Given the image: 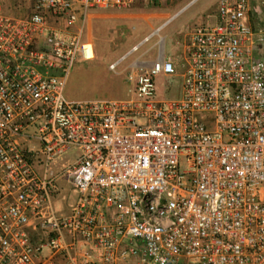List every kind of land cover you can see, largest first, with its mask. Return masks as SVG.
<instances>
[{"label":"built area","instance_id":"obj_1","mask_svg":"<svg viewBox=\"0 0 264 264\" xmlns=\"http://www.w3.org/2000/svg\"><path fill=\"white\" fill-rule=\"evenodd\" d=\"M138 1L0 5V264H264V0H217L175 53L169 17L108 65L127 98L65 99L76 56L94 58L87 17ZM153 35L155 58L117 72ZM159 73L180 98L153 99ZM64 174L77 199L59 218Z\"/></svg>","mask_w":264,"mask_h":264},{"label":"rangeland","instance_id":"obj_2","mask_svg":"<svg viewBox=\"0 0 264 264\" xmlns=\"http://www.w3.org/2000/svg\"><path fill=\"white\" fill-rule=\"evenodd\" d=\"M34 0H0L2 12L12 17H22L29 13ZM190 0H142L131 9L122 12L92 11L87 17L86 34L94 44V58L83 60L76 56L74 64L67 76L63 96L67 100H86L105 97L109 99H124L128 97L124 83L125 73L116 74L108 69V65L118 60L132 46L150 35L161 26L167 18L169 23L159 32L165 38L166 53H175L174 40L180 32L195 27L213 25L217 0H196L185 5ZM185 7V8H184ZM90 17V18H89ZM256 28L264 32V18L255 22ZM88 38V39H89ZM158 37L143 43L117 67V72L123 70L134 60L151 61L156 55ZM147 52V53H146ZM264 57V42L262 45ZM146 53V54H145ZM145 54V55H144ZM156 101L178 99L182 93V77L159 73L155 77ZM79 155L77 150L70 151L63 164L72 161ZM185 168L181 160L180 169ZM55 185L57 195L53 198L55 214L64 218L70 213L77 199V193L67 181V176H60Z\"/></svg>","mask_w":264,"mask_h":264},{"label":"crops","instance_id":"obj_3","mask_svg":"<svg viewBox=\"0 0 264 264\" xmlns=\"http://www.w3.org/2000/svg\"><path fill=\"white\" fill-rule=\"evenodd\" d=\"M185 7H187V4L185 5ZM185 7H184V8H185ZM4 13H5V12H4ZM6 14H7V13H6ZM7 15H8V14H7ZM89 18H90V17H89Z\"/></svg>","mask_w":264,"mask_h":264},{"label":"trees","instance_id":"obj_4","mask_svg":"<svg viewBox=\"0 0 264 264\" xmlns=\"http://www.w3.org/2000/svg\"><path fill=\"white\" fill-rule=\"evenodd\" d=\"M151 1H156V0H151Z\"/></svg>","mask_w":264,"mask_h":264}]
</instances>
